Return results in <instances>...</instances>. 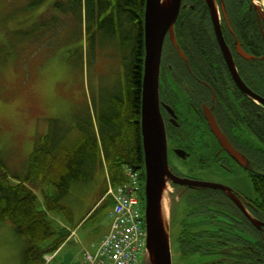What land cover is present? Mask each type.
Instances as JSON below:
<instances>
[{"label": "flooded vegetation", "instance_id": "af4514ba", "mask_svg": "<svg viewBox=\"0 0 264 264\" xmlns=\"http://www.w3.org/2000/svg\"><path fill=\"white\" fill-rule=\"evenodd\" d=\"M212 1L218 29L208 0H183L176 34L184 56L167 35L159 70V109L172 171L226 185L236 197L172 183V193L184 195V264H264V6L261 0ZM124 19L127 27L140 28L128 14ZM106 20L102 17L108 39ZM120 41L114 78L120 91L109 93L104 81L107 132L113 128L109 98L122 96L119 118L126 121L134 87L125 63L142 62L140 123L146 50L133 57L134 47L121 50Z\"/></svg>", "mask_w": 264, "mask_h": 264}, {"label": "rangeland", "instance_id": "374dc122", "mask_svg": "<svg viewBox=\"0 0 264 264\" xmlns=\"http://www.w3.org/2000/svg\"><path fill=\"white\" fill-rule=\"evenodd\" d=\"M25 1L0 0V43L9 49L5 60L0 62V154L6 149L5 160L16 167L28 157L37 130L42 136L52 130L53 136L54 132L62 133V127L75 122L72 134L75 136L81 129L82 123L79 122L92 123L93 118L100 124L102 100L97 110L92 109V115L90 110V101L96 97L95 80L104 79L111 72L113 76L118 64L112 62L118 55L111 45L102 47L99 38H95L93 45L89 2L80 0L77 23L65 24L62 21L63 24L53 30L49 28L50 22L45 21L48 20L47 14L43 16L42 12L55 10L49 7L55 0H46L48 6L38 11L37 8L21 10L17 3L26 5ZM74 1L61 0L60 4L64 3L62 12L69 9ZM52 16L49 14V19ZM73 19L76 21V15ZM42 20L48 28L39 27ZM104 173L100 165L92 180L74 184L62 198L61 204L71 205L70 219L68 213L62 211L51 214L59 227L65 226L67 230L76 228L77 232L69 236L47 264H83L84 246L94 251L95 246L92 245H98L108 231L111 204L107 199L111 200L108 197L110 192L97 203V207L103 206L82 225L83 216L102 194ZM77 200L81 204H74ZM142 204L144 208L145 200ZM178 211L179 208L174 207V223ZM23 240L14 225L0 217V264L24 263L26 243ZM171 249L173 264H184L174 234ZM144 262L143 254L139 257V264Z\"/></svg>", "mask_w": 264, "mask_h": 264}, {"label": "trees", "instance_id": "16d2710c", "mask_svg": "<svg viewBox=\"0 0 264 264\" xmlns=\"http://www.w3.org/2000/svg\"><path fill=\"white\" fill-rule=\"evenodd\" d=\"M31 1L30 7H34L43 0ZM87 2L90 6L88 18L92 20L91 26L94 27L96 23L99 26L96 32H91L93 42L95 38L105 36L103 24L96 21V15L110 11L111 16L107 18V24H104V27L109 29V36L120 37L121 50L134 47L133 57L143 56L145 0H87ZM74 3L80 18V0H75ZM126 14H128V21H134L135 24L139 22V29L136 25L133 29L132 24L129 27L126 26L124 19ZM134 35L135 43L132 41ZM8 50L6 45H0V62L6 58ZM125 66L128 83L135 89L129 90L130 101L126 121L119 118L123 101L122 96L117 95L109 98L108 102L109 113L113 116L111 117L113 128L109 132L102 122H100L99 135L94 123L91 122L88 124L79 122L82 123L81 129L75 136L72 135V127L69 124L62 127L64 129L62 133L54 132L52 136L51 130L44 140L40 139L37 142L26 164V172L23 171L24 176L12 174L16 181L9 177L8 169L0 161V217L10 220L16 233L25 238L23 264H44V255L55 251L65 241L68 233L58 228L51 214L59 211L67 212L66 206L61 204L62 198L69 193L74 184L87 183L94 178L99 166L103 165L102 152L115 184L124 181L125 165L143 169L144 148L140 123L138 124L136 119L140 98L139 71H142V62H133L130 65L125 63ZM104 113H106L105 109L101 111V117H105ZM35 188L41 191V198ZM106 191L107 181L105 180L102 195ZM196 202L200 204L206 201L198 199ZM107 203L111 204L112 201L107 199ZM183 204L184 201L179 207L177 216L179 224L177 243L184 257V217L181 219L184 212ZM102 206L99 205L92 215Z\"/></svg>", "mask_w": 264, "mask_h": 264}, {"label": "water", "instance_id": "95a60500", "mask_svg": "<svg viewBox=\"0 0 264 264\" xmlns=\"http://www.w3.org/2000/svg\"><path fill=\"white\" fill-rule=\"evenodd\" d=\"M182 0H147L145 12V75L143 86L142 134L145 154V199L147 244L145 264H173L171 249V183L195 188L221 189L230 197L226 185L176 176L169 164L166 130L159 109V70L167 34L184 56L175 35ZM216 29L218 17L213 11ZM222 45H225L222 39ZM232 62V61H229Z\"/></svg>", "mask_w": 264, "mask_h": 264}, {"label": "built area", "instance_id": "2783aa9c", "mask_svg": "<svg viewBox=\"0 0 264 264\" xmlns=\"http://www.w3.org/2000/svg\"><path fill=\"white\" fill-rule=\"evenodd\" d=\"M134 175L133 183L118 189L111 234L93 257L92 264H136L143 250L144 222L137 196L136 172Z\"/></svg>", "mask_w": 264, "mask_h": 264}, {"label": "bare ground", "instance_id": "6f19581e", "mask_svg": "<svg viewBox=\"0 0 264 264\" xmlns=\"http://www.w3.org/2000/svg\"><path fill=\"white\" fill-rule=\"evenodd\" d=\"M262 5L264 6V0H261Z\"/></svg>", "mask_w": 264, "mask_h": 264}]
</instances>
